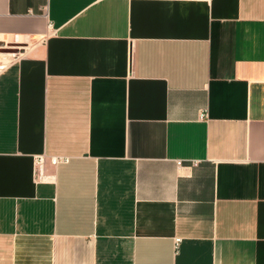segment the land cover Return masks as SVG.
I'll list each match as a JSON object with an SVG mask.
<instances>
[{
  "label": "crops",
  "instance_id": "0c3cea01",
  "mask_svg": "<svg viewBox=\"0 0 264 264\" xmlns=\"http://www.w3.org/2000/svg\"><path fill=\"white\" fill-rule=\"evenodd\" d=\"M0 32V264H264V0H0Z\"/></svg>",
  "mask_w": 264,
  "mask_h": 264
},
{
  "label": "built area",
  "instance_id": "2783aa9c",
  "mask_svg": "<svg viewBox=\"0 0 264 264\" xmlns=\"http://www.w3.org/2000/svg\"><path fill=\"white\" fill-rule=\"evenodd\" d=\"M3 43V40H1V32H0V45ZM6 67V64L3 63L2 61H0V72L2 70H4ZM69 158L68 157H65V156H59V157H52L51 158V163L53 165H57L59 163H66L68 162ZM37 164L38 166L41 168L42 165L44 164V158L40 157L38 158L37 160ZM179 164H181V162H179ZM180 242H181V238H176L175 239V250L177 252L178 248H179V245H180Z\"/></svg>",
  "mask_w": 264,
  "mask_h": 264
}]
</instances>
